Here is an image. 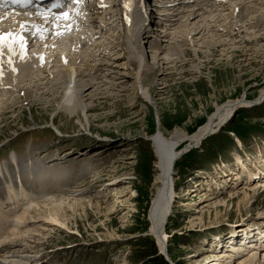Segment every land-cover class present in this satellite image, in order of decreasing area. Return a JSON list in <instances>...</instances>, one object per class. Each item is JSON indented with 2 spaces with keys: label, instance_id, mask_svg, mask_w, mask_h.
<instances>
[{
  "label": "rangeland",
  "instance_id": "374dc122",
  "mask_svg": "<svg viewBox=\"0 0 264 264\" xmlns=\"http://www.w3.org/2000/svg\"><path fill=\"white\" fill-rule=\"evenodd\" d=\"M249 1L227 0L224 12L232 13L231 4L237 7L234 8L236 18H232L233 28L227 23L211 29L228 42L235 39L236 49L216 46V43L199 48L190 39L182 38L177 42L172 35L164 44L168 53L155 59L149 41L152 36L141 37L138 48L140 46L147 67L144 80L152 95L147 100L143 90L136 87L134 78L143 62L137 52H133L122 22L119 23V40L113 39V44L105 50L101 46L104 53L95 56L94 61L86 55L92 50L93 54H99L100 49L95 46L81 50L75 43L76 49L68 54L60 51L61 46L72 44V37L83 40L75 34L76 30L74 36L71 32L72 35L67 34V38L53 44L59 46L56 53L48 50L49 41L45 42V35L41 33L40 40L32 42L34 48L30 46L25 52L32 57L33 53L44 56L46 51L49 58L44 56L43 65H32L34 68L28 67L26 72L20 67L16 71L21 73L19 78L9 79L1 71L3 66L0 67V167L5 174L0 175V186L7 184L5 177L10 170L18 174L16 161L48 167L51 174L55 170L63 172L62 176L57 175L58 179L62 177L61 187L33 193L28 211L23 212V207L19 217L10 214L8 230L0 233V246L8 247L0 253V264H143L136 260L137 251L144 247L141 238L151 236L159 249L149 217L158 172L153 135L159 128L170 132L176 127L193 133L206 123L216 104L244 98L252 101L251 105L237 107L222 126L232 127V131L221 134V146L208 150L201 146L190 147L199 148L201 153L195 156L194 167L190 166V159L189 162L182 159L192 149L180 156L179 163L176 161V197L165 227L166 246L173 251L172 257L168 252L170 264L173 259L182 264H240L253 256L252 249L258 251L255 264H263L264 101L257 103L255 98L264 88V39L256 44L257 40L252 37L257 28H250V22L256 21L259 12L256 13L255 3ZM121 10L126 11V7L118 5L111 11L120 13ZM82 15L76 13L78 19L83 18ZM15 16L18 26L32 25L31 17ZM16 23L6 28L18 30ZM176 43L182 44L188 54L171 52ZM81 51L86 54L83 53L86 60L80 57ZM120 53L125 54L124 59H118L122 56ZM76 56L78 58H74ZM2 58L5 59L3 51L0 62ZM82 58L81 65H85L81 68L87 69L85 75L94 72L97 78L88 95L82 91L89 78L78 77L68 83L64 71L69 60L81 61ZM3 63L8 64L6 59ZM55 83L58 84L55 86ZM67 85L74 86L80 101L86 105L87 120L80 121L77 116H70L68 120L66 114L58 117ZM156 109L160 111L161 121ZM57 137L59 139L52 141ZM182 149H186V144ZM57 154L61 159L53 161ZM237 155L246 161V168L238 163ZM49 183L48 180L46 188ZM66 190L82 195L85 205L72 207L73 200L66 196ZM61 199L64 203L62 201L60 211L66 226L45 217L47 209ZM89 199L102 206L89 205L86 201ZM234 247L239 250L233 251ZM221 251L229 252L228 257H213Z\"/></svg>",
  "mask_w": 264,
  "mask_h": 264
},
{
  "label": "bare ground",
  "instance_id": "6f19581e",
  "mask_svg": "<svg viewBox=\"0 0 264 264\" xmlns=\"http://www.w3.org/2000/svg\"><path fill=\"white\" fill-rule=\"evenodd\" d=\"M79 1H81L80 5L82 7V11L79 9V13L81 15H82V13H84V14L81 16V17H83L81 19H78L80 17L77 16L75 23H76V25H78V24H82V25L79 28L78 27L75 28V30L72 32L73 35L71 33H69V35L71 34L72 36H74V32L77 30V32L75 34L79 37V39H81V40L83 39L82 41H84V40H86V41L80 42V40L78 41L77 39H73V41H72L70 38L72 44H69V45L65 44L64 46H61L60 51H62L63 53L67 52L66 54H68L69 51L71 52V50H74L75 46H72V45H73L75 40H76L75 43L79 44V46H77L78 49L79 48L85 49V48H88V46L92 48L95 46L96 48L98 47L99 49L103 47L104 50L109 48L113 44L114 40H119L118 39V35H119L118 32H119V28H120L119 23L121 22L120 19L121 18L124 19V17L122 16L121 12H120V14H117V13L114 14L111 11L113 8H115L114 3L116 0H111L112 2L110 0H105L107 2H105L103 0H92L93 2L95 1L94 3H89L88 0H79ZM250 1L255 3V6L257 7L256 13H257V11L259 12V14H257L256 21L250 22V28H254V29L257 28V30L253 31L254 35H252V37L255 38V40H257L256 44H258L259 40L264 39V0H250ZM250 1L248 3H250ZM83 2H86V3L82 5ZM225 3H227V0H173V3H170V5H169V3L167 4L168 11L167 10L164 11V8H166V7H164V8L163 7H156L158 10L157 14L159 13L158 15H159V21H160L157 23L162 24V25L159 26L156 24V26H158V27H156V30H157V32H156L155 28L153 27L155 24L152 25L153 23L150 22L151 20L149 21V24H150L149 29L151 30V34H149V36H152L151 37L152 39H149V41H150L151 48L155 51L154 58L159 59L162 57L163 54L166 55V52H167L166 48H168V47H166V45L164 46V44L169 41V39L171 38L170 36H172V35L174 36L173 38L176 39L177 42H179L182 38L183 39H190L192 41V43L195 46H198L199 48L206 46V44L212 43L214 45L216 43V46L228 45V46H232L229 48L234 47V49H236L237 45L234 44L236 41L235 39L232 40L233 38H231L230 39L231 41L228 42V40L223 38V36H221L220 34H219V36H217L218 34L213 33V31L211 30V29H214L215 26H217V27L220 25L225 26L227 23H229V24L231 23L229 28H233V24H232L233 19L232 18H236L235 9H237V7L235 6V4H231L230 7H232V8L236 7V8L235 9L233 8L232 13H231V11H229V13H226V12H224L225 11L224 10ZM254 3H252V4H254ZM228 4H229V2H228ZM131 5H132L131 13L132 14L135 13L134 17H135V21L137 23L133 27L128 26L127 38L132 43L133 52H137L136 53L137 56H139L141 62H143L140 69H138V71L136 72V74H135L136 76L134 78L136 80V82H135L136 87L143 90L142 93L144 94V96L147 100V99H150L152 97L151 89L145 84L144 74H145L146 68H147L145 65L146 61H145V57H142V55L140 53V49H139L140 46L138 48V43H140L141 37H142V39H144V36H146V32H141V31L139 32V29H141V26L143 25V23H145V17H144V12L141 11L140 3L137 0H132ZM83 8L85 9L86 12H84ZM170 9L172 12L171 15H169ZM121 11H123V10H121ZM253 12H255V11H253ZM112 13H113V16H112ZM108 16L110 18H107ZM42 17H43L42 20H39L38 22H33V28L34 29L38 30V29L42 28L44 23H45V25L52 24V21H55V19H56V18L50 19L49 23L46 24V20H49V19L46 16H42ZM96 18L98 20H100L101 22L109 21L108 23L114 24V26L116 24V27L112 28L111 31H108L105 27H102L101 25L98 26L96 24V21H95ZM254 18H252V19H254ZM58 19H60V18H58ZM151 19L155 20L156 17L154 15H152ZM165 19H166V21H165ZM16 20H17V18H14L13 16L8 14L7 12L4 14H1L0 15V29L6 30L5 28L14 25L16 23ZM154 20H152V21H154ZM245 22H247V21H245ZM60 24H61V20H60ZM16 25H17V23H16ZM19 25L21 26L22 24H19ZM121 25H123V24H121ZM177 25H179V26H177ZM241 25H242V23H241ZM20 26L18 27V31L16 32V34H18V35L20 34L19 33ZM237 26L241 27L239 24ZM72 27L74 28L73 25H70V24L68 25L66 23L63 25H60L54 34H52L53 32H51V34H49L47 36V39L51 37L52 41H56L57 39L61 38L64 34L68 33V31L71 32ZM217 27H215V28H217ZM171 31H173V32H171ZM42 32H44V30H42ZM200 33H202V34H201V36L198 37L197 35H199ZM39 35H40L39 33L38 34L34 33V38L31 40V42L36 38H38V40H39V37H40ZM160 36H163V37H160ZM68 37H70V36H68ZM87 37L90 39H88ZM72 38H74V37H72ZM62 39H64V38H62ZM178 39H180V40H178ZM70 40L67 42H70ZM89 40L90 41L92 40V41L90 42ZM126 41H128V40H126ZM60 42H62V41H60ZM67 42L65 41L64 43H67ZM57 46H58V44H57ZM13 47H14L16 54L12 55L11 53H9L7 55V57L5 56L6 62H8V64L3 63V62H5V59H3V58L2 59L4 61L2 60L0 62V67L3 66V69L1 71L3 73H6L8 78L11 80L13 79L12 77L19 78L18 76H20L21 73H17L16 71H19L21 69L20 67L25 68V72H26V69L28 67L34 68L33 66L43 65L44 62H46L45 61L46 57L48 56V58H49V55L46 56V54H47L46 51L44 52V54L46 53L44 55V56H46L44 59H43L44 56H42V55H41L42 57L40 55L36 56V54L33 53L34 51L32 52L34 56L31 54L32 57H30V55H26L25 51H24L23 56H21L19 45L14 44ZM58 47H54V46L52 47V45H51V48L48 50H50L51 52H54L55 50L58 49ZM182 48H183L182 44L178 43L177 46H173L170 49V51L171 52L176 51L181 55H187L188 54L187 50H184ZM93 49H95V48H93ZM93 51L94 50H92L91 53L88 52L89 54H87V55L84 53V51H83V53L86 55V57H89L90 59L94 58L97 55L100 56L104 53L100 49V50H98V51H100L99 54L95 55V54H93L94 53ZM56 52H54V53H56ZM77 52H80V51H77ZM83 53L81 51L80 55H82V56H80V57H83L84 60H86V57L83 56ZM48 54H49V52H48ZM120 54H122V53H120ZM77 55H78V53H77ZM124 55L125 54H122V56L120 55L118 57V59H124L125 58ZM78 56H76L74 58H78ZM60 57H61V55H60ZM83 58L81 59V61L69 60L65 64L66 69L64 71H65V77L68 78V83L76 81V78H78V77H81V78L87 77V79L89 78L86 81V83L84 84L86 86L85 90L82 91L83 92L82 94L85 93L84 95H88V90L90 88H92L93 86H95L94 79L96 80L97 78H95L94 72H89L88 74L85 75V71H87V69L82 70V68H81L83 65H85V64L81 65V63L83 62L82 61ZM9 59H11V67H10ZM90 59H88V60H90ZM49 60H48V63H49ZM58 60H60V59H58ZM94 60H95V58L93 59V61ZM51 62H52V60H51ZM124 62H126V61H124ZM159 62L160 61H158L157 64ZM172 63H174V61H172ZM128 64H130L131 66H134L132 62L131 63L128 62ZM49 65H50V63H49ZM117 65H120V63ZM13 69H15V71H13ZM3 70H5V72ZM48 71H49V69H48ZM91 71H92V69H91ZM52 73H54V72H52ZM42 80H44L42 83H45V79H42ZM42 83H41V85H43ZM57 84L58 83H55L54 85L56 86ZM73 87L74 86H72V85L66 86L65 93L63 94L62 100L60 102V111L59 112H61V113H59V112H58L59 114L57 113L58 117L60 114H62V115L66 114V118L68 120L71 119L70 116L71 117L77 116L78 120H80V121H82L83 118L87 120L88 119L87 111L85 113V110L87 109L86 105L82 101H80L79 94H78V92H76V90L73 89ZM2 89H3V86H2ZM11 89H13V88H11ZM11 89H9V90H11ZM86 92H87V94H86ZM255 100L257 103L264 101V88L259 92V95L257 96V98H255ZM250 102H252V101H250L247 98H244V99H237V100H228L222 104H216L215 110L208 116L206 123L201 125L193 133H187L185 130H183V128L176 127L174 130H172L170 132H167L166 130L159 128L157 133L153 135V137H152L153 138V144H154L153 146H154L155 154L157 157L156 166L158 168V172L156 173V176L154 178L155 179L154 180V186L156 187V193H155L153 200H152V205L150 208L151 210L149 212L150 213L149 217H150L151 222H152V225L150 227L151 232L154 233L155 236L157 237V240L160 244L161 249L164 250V247L166 246V244H168L165 227H166L169 215H170L172 208H173L172 206H173L174 199L176 197L174 172H175L176 161L180 158V153L182 151H184L190 147H193V146L199 144L200 142H202L205 137L210 135L213 131L217 130L218 127L221 124H223L233 114L234 110L237 107H240L241 105H244V104H245V106L251 105ZM143 104L145 106H147L145 102H143ZM79 110H82V112H83L82 115L78 112ZM156 110H157V114L159 117V121H161L160 111L158 109H156ZM59 131H61V130H59ZM239 143L241 144L240 141H239ZM183 144H186V149H182ZM259 155H260V153H259ZM130 156H127V158ZM133 158H134V156H131V159H133ZM236 159H237L238 163L242 164L243 168H246V163H245L246 161L244 162V160L242 159V157L240 155H237ZM260 160L262 161V159H260ZM20 163L21 162L16 161V164H15L16 169H18L19 175H17V173H15V172H11L12 170H10V174L8 175V177H5L6 180L8 181V183L5 185L6 188L0 186V232L3 230V228L7 224H9V218H10L11 213L13 215L14 214L18 215V213L21 212V210H20L21 205H22V207H24L23 212H26L29 210L30 203L32 201L31 196L33 193H37L38 190H41V189H43V191L47 192L50 188L56 189V188L61 187V185L63 184L60 181V179H62V177L60 179L57 178V175L62 176L63 172L58 173L55 170L53 172V174H51V172H50L51 170L48 167L40 166L38 164H32V163L29 165L22 164L23 162L21 164ZM247 164L249 165V163H247ZM13 168H14V166H13ZM243 168H242V170H243ZM58 169L59 168H57V170ZM251 169H252V167H251ZM245 171H247V170H245ZM223 172L225 173V170ZM2 174L5 175L3 168L0 167V175H2ZM249 176H251V175H249ZM48 180L50 181V183H49V187L46 188V184L48 183ZM20 182H21V184L19 186L18 183H20ZM72 191L70 190V192H68V190H66V192H65L66 196L73 200V202L71 203L72 204L71 206L72 207L73 206L76 207L78 205L84 206L85 202L83 203L81 201L83 199L82 195H75L74 192H72ZM187 191L189 192V188ZM62 193H64V191ZM243 193L247 194L248 192L244 191ZM4 194L6 195V197H3V199H1V196H3ZM189 194H190V192H189ZM62 199L57 203L55 202L54 205H52L51 207H49L47 209L45 217L54 223H59L61 225L66 226V223L63 219L64 216L62 215V213L60 211L61 210V204L63 201ZM86 201L88 202L89 205L90 204H96L98 207L102 206L101 203H99V202L94 203L90 199L86 200ZM63 203H64V201H63ZM21 214H23V213H21ZM18 217H19V215H18ZM18 217H17V220L19 219ZM19 222H20V220H19ZM253 228H252V230H253ZM6 230H8V229L5 228L4 232ZM260 231H261V229H260ZM21 232L23 233V231H21ZM25 233H27V232H25ZM238 247L240 249L244 248L241 246H238ZM5 248L8 249V247L6 245H1L0 246V253ZM237 249L238 248L234 247L233 251L237 250ZM251 251H252V253H254L253 256L251 258H247L244 261V263L242 262L240 264H255V262L258 260L257 259L258 251H255L254 249H252ZM228 253L229 252L221 251L219 253L214 254L213 257L218 258V259H220V258L224 259V257H228V255H229ZM234 255L235 254H232V256H234ZM39 259H36V261ZM263 259H264V256H263ZM263 264H264V261H263Z\"/></svg>",
  "mask_w": 264,
  "mask_h": 264
},
{
  "label": "trees",
  "instance_id": "16d2710c",
  "mask_svg": "<svg viewBox=\"0 0 264 264\" xmlns=\"http://www.w3.org/2000/svg\"><path fill=\"white\" fill-rule=\"evenodd\" d=\"M233 122H234V118H232V121L230 123L232 124ZM229 130L232 131V127L226 126V127L221 128V131L217 134H214L211 139L206 140V141L204 140L202 142L201 148L208 150L210 148H217L218 146H221L222 143L219 137L224 131H229ZM199 150H200L199 148H195V149L190 150L186 154H184L182 156L183 161L186 160L187 162H189L188 160L190 159L191 160L190 163L192 164L190 166L194 167L195 162H197V159L195 156H201V153L198 152ZM190 156H193V157L189 158ZM141 241L144 242V247L139 248V250L137 251L138 254L136 255V260L141 261L143 264H170V262L165 258V256L160 253L155 240L151 236H145L141 238ZM174 243H178V242L175 241ZM168 252L170 256L172 257L173 251L171 247H168ZM173 264H182V261L173 259Z\"/></svg>",
  "mask_w": 264,
  "mask_h": 264
},
{
  "label": "snow or ice",
  "instance_id": "6c2138e0",
  "mask_svg": "<svg viewBox=\"0 0 264 264\" xmlns=\"http://www.w3.org/2000/svg\"><path fill=\"white\" fill-rule=\"evenodd\" d=\"M13 3H19L22 5H27L31 3V0H12ZM74 2H79V0H74ZM52 7H62V4L59 2V0H56V2L53 3ZM125 7H128V5H125ZM62 15L67 16V13H63ZM24 26L21 25V28ZM7 44L8 51L12 55H15L16 52L14 50L13 45L18 44L20 48V55L23 56L25 51V40L22 35L14 34V33H0V55H2V48L3 46ZM42 59V58H41ZM9 63H11V59H9ZM15 71V69H13Z\"/></svg>",
  "mask_w": 264,
  "mask_h": 264
},
{
  "label": "water",
  "instance_id": "95a60500",
  "mask_svg": "<svg viewBox=\"0 0 264 264\" xmlns=\"http://www.w3.org/2000/svg\"><path fill=\"white\" fill-rule=\"evenodd\" d=\"M227 120H228V119H227ZM227 120H226L223 124H221V125L218 127V129L215 130V131H213L211 134L218 132V131L222 128V126H223L225 123H227ZM201 144H202V142H200L199 144L193 146L192 148H194V147H198V146H200ZM192 148H188L187 150L182 151V152L180 153V156L183 155L185 152H187L188 150H190V149H192ZM158 244H159V242H158ZM159 251H160V253H161L162 255L165 256V258H166L167 260H169L167 246H165V247H164V250H163V249L160 248V244H159Z\"/></svg>",
  "mask_w": 264,
  "mask_h": 264
}]
</instances>
